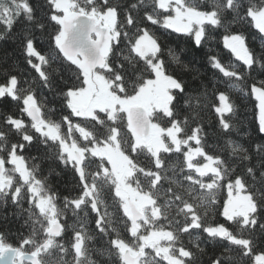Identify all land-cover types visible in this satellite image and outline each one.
<instances>
[{
	"label": "snow or ice",
	"instance_id": "snow-or-ice-1",
	"mask_svg": "<svg viewBox=\"0 0 264 264\" xmlns=\"http://www.w3.org/2000/svg\"><path fill=\"white\" fill-rule=\"evenodd\" d=\"M18 21L25 23V61L38 75L24 87L28 81L6 70L0 83V101L22 104L19 116L4 114L0 121V220L8 218L3 209L11 204L14 215L27 214L29 234L13 246L0 232V264H200L205 249L198 230L228 242L210 264H242L244 258L264 264V248L257 250L264 236V141L245 147L230 138L238 130L237 109L226 92L214 89L215 113L229 135L220 153L228 154L207 152L199 115L207 107V85L185 82L183 73L197 80L200 70L172 48L165 51L149 27L192 37L197 47L212 39L210 31L223 28L224 47L245 70L226 66L215 55L208 63L228 79L230 89L254 96L258 131L264 133V78L252 75H264V44L256 53L242 31H230L233 24L251 27L264 41V0H0L5 25L0 41ZM49 26L55 31L48 32ZM45 34L47 52L37 47ZM66 73L78 83L57 91ZM32 84L61 97L66 114L53 120L49 114L55 109L44 111L47 98L38 100ZM28 148L43 151L42 158L51 153L71 170L79 195L65 197L59 207L49 177L38 176L39 164L29 163L36 157L23 154ZM174 154L182 159L172 162ZM222 189L225 223L213 224ZM106 190L119 218L109 211ZM69 209L77 221L65 246L58 238ZM90 213L98 235L115 234L107 247L89 246L95 239L86 227ZM185 235L192 249L185 246ZM70 249L71 261L65 259Z\"/></svg>",
	"mask_w": 264,
	"mask_h": 264
},
{
	"label": "trees",
	"instance_id": "trees-1",
	"mask_svg": "<svg viewBox=\"0 0 264 264\" xmlns=\"http://www.w3.org/2000/svg\"><path fill=\"white\" fill-rule=\"evenodd\" d=\"M149 27L158 37L159 42L165 51H167L168 48H172L180 55L183 61L192 62L189 65L190 68L194 66L200 70L201 75L197 80L192 79V74L190 72L183 73L185 82L191 83L193 87H198L200 85V81L203 80V82L207 85V107L199 110V115L202 118L200 122L202 123L203 131L205 133V150L207 152L210 154L220 153V150L224 148L225 141L229 138V135L221 129L218 115L215 113L214 105H218L219 101L217 99L218 93L214 89L226 92L230 96L231 102L235 104L237 109V115L234 122L238 124V130H233L230 134V138L243 143L245 147H248L256 142L264 141V133H259L258 131V109L256 108L254 96H245L233 89H230L228 87V79L223 77V75L217 70L212 69L211 65L208 63L207 57L209 55H215L226 66L229 64H236L238 65L237 71L243 72L245 70L242 62L236 60L231 52L224 47L223 36L228 33H226L223 28H217L214 31H210L209 35L212 39L206 40L201 46L197 47L195 46L194 38L192 37L174 33L171 30H164L159 26L149 25ZM24 29L25 23L18 21L13 25L10 37L6 40L0 41V83L4 82V73L6 70H10L13 74L21 77L22 81H28V83L23 84L24 87H28L38 75L29 65H27L25 61V54L22 50V35ZM4 31L5 25L3 22H0V33H3ZM53 31H55L54 26H49L48 32ZM230 31L232 33L242 31L247 37L248 46L256 53L261 52L264 41H262L261 37L257 34L254 28L246 27L240 24H233ZM37 47L38 50L47 52V34L38 39ZM210 49L211 51H209ZM5 57H7L6 60ZM33 59L34 62H37L35 61V58ZM165 59H167V56H165ZM174 67L175 66H173V68ZM175 74L180 75L178 72ZM69 75L70 73L65 74V80L60 82L57 91H59V88H62L65 83L69 85L78 83V81L74 78L68 79ZM252 75L257 79L264 78V75H260L255 72ZM251 82L252 81L249 80V83ZM32 86L36 90L38 100L47 98L45 101L46 108L44 111L47 113L49 108L55 109L54 112L49 114L53 120H59L61 114H66L65 109L59 103L61 97L54 96L53 93L48 91V89L41 88L38 84H32ZM201 91H203V89H201ZM20 107H22V104L11 101L10 98H5V100L0 101V121L3 120L4 114L19 116ZM25 118L28 119L26 114ZM192 126H195V122H193ZM16 139V137H12L13 142H15ZM192 143L193 146H195V143ZM23 154L26 157H36L35 160H30L29 163L39 164L40 169L38 176L49 177L48 183L57 194L58 199L56 202L59 207H63V200L65 197L74 198L79 195L81 189L78 185L77 178L74 177L71 170L65 169L51 153H49L45 158H42L44 155L43 151H36L35 149L28 148ZM220 154L227 156L228 153L224 151ZM178 158L182 159V157L174 154L172 162H175ZM50 172L52 173L51 175H49ZM55 173H59V175L57 176ZM169 175H171V173H169ZM177 178H183V174L179 173L178 170ZM217 199V210L212 214L214 215V219L209 220V222L213 224L225 223V219L220 213L222 212V206L227 199V190L222 189L218 193ZM104 200L109 206V211L114 213V218H119L121 213L116 209L115 201L112 198L110 191H105ZM28 206V202L25 200L24 207L27 208ZM16 211L15 207L9 204L7 208L3 209V214L7 215L8 218L6 220H0V232L5 233L7 242L11 243L13 246H18L21 235L27 236L29 234V226L24 223V220L27 218V214L24 216H17L14 215ZM81 215H83V213H81ZM76 221L77 218L72 215L71 210H67L65 217L61 220V223L66 226L65 233L61 238H58L65 244V246H68V242L73 236L72 226L76 225ZM228 226L235 231V226ZM86 227L89 234L95 237L94 240L89 242L90 247H107L109 239L114 238L115 236L114 233L109 237H101L98 235L94 213L89 214ZM120 231L123 238H129L130 234L125 231L123 225H120ZM198 234L200 236L201 247L205 249V253L200 258V264H210V258L220 256L221 253H223L224 248L229 246L227 241L218 242L209 239L207 237V233H204L202 230H198ZM183 241L186 247L190 249L193 248V245L189 243V239L186 235L183 237ZM261 241H264V236L260 237V240L257 241V250L264 248V243H261ZM25 247L28 249L30 246ZM238 253L239 249L234 247L232 254L238 255ZM92 258L96 259L97 257L94 255ZM65 259L69 261L72 260L71 249ZM112 264H117V262L113 260ZM161 264H166V262H161ZM242 264H250V260L248 258H244Z\"/></svg>",
	"mask_w": 264,
	"mask_h": 264
}]
</instances>
